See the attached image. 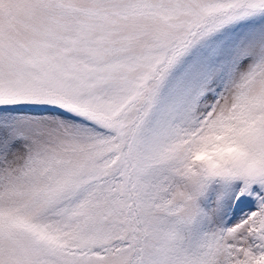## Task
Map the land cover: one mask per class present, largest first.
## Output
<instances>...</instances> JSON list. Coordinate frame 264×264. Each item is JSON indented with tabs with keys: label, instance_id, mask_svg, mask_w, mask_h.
<instances>
[{
	"label": "snow or ice",
	"instance_id": "snow-or-ice-1",
	"mask_svg": "<svg viewBox=\"0 0 264 264\" xmlns=\"http://www.w3.org/2000/svg\"><path fill=\"white\" fill-rule=\"evenodd\" d=\"M0 264H264V0H0Z\"/></svg>",
	"mask_w": 264,
	"mask_h": 264
}]
</instances>
